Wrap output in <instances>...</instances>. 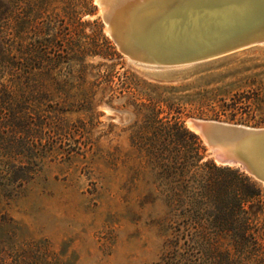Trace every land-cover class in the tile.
Returning a JSON list of instances; mask_svg holds the SVG:
<instances>
[{
  "label": "rangeland",
  "instance_id": "1",
  "mask_svg": "<svg viewBox=\"0 0 264 264\" xmlns=\"http://www.w3.org/2000/svg\"><path fill=\"white\" fill-rule=\"evenodd\" d=\"M138 1L110 0L117 26ZM47 9L32 23L35 51L48 53L46 59L54 49L37 42L40 29L51 24L65 36L72 24L66 37L75 52L101 44L102 26L120 57L71 61L74 52L58 51L62 63L35 71L48 127L39 147L44 158L33 180L11 198L0 197V220L7 222L0 246L46 238L72 264H155L165 252L161 225L171 211L160 170L132 143L148 132L146 110L135 104L162 111L161 117L177 116L189 130L190 119L264 129V43L186 67H155L119 51L96 0H52ZM228 243L220 239V248Z\"/></svg>",
  "mask_w": 264,
  "mask_h": 264
},
{
  "label": "trees",
  "instance_id": "2",
  "mask_svg": "<svg viewBox=\"0 0 264 264\" xmlns=\"http://www.w3.org/2000/svg\"><path fill=\"white\" fill-rule=\"evenodd\" d=\"M50 1L0 0V197L6 199L33 180L35 168L44 158L39 147L48 127L41 109L45 99L36 95L40 81L35 71L62 63L56 57L58 51L74 52L71 61L87 56L120 57L97 20L101 44L94 49L75 52V45L66 37L72 35V24L66 36L59 35L61 30L51 24L43 28L45 32L40 29L37 43L54 53L49 52L46 59L48 53L36 52L32 23L48 15ZM59 18L55 13L53 19ZM135 106L146 110L148 132L133 136L132 143L160 170L166 189L163 196L171 211L161 225L167 235L165 252L155 264H264L262 187L239 169L205 160L202 141L181 118L161 117L162 111L147 104ZM0 222V230H4L7 222ZM220 237L229 239L225 249L220 248ZM0 264L72 262L49 239L42 238L20 247L11 243L0 246Z\"/></svg>",
  "mask_w": 264,
  "mask_h": 264
},
{
  "label": "water",
  "instance_id": "3",
  "mask_svg": "<svg viewBox=\"0 0 264 264\" xmlns=\"http://www.w3.org/2000/svg\"><path fill=\"white\" fill-rule=\"evenodd\" d=\"M119 51L142 64L175 66L264 42V0H139L129 39L110 0H96ZM154 12V13H153ZM217 165L234 167L264 186V129L190 119Z\"/></svg>",
  "mask_w": 264,
  "mask_h": 264
},
{
  "label": "bare ground",
  "instance_id": "4",
  "mask_svg": "<svg viewBox=\"0 0 264 264\" xmlns=\"http://www.w3.org/2000/svg\"><path fill=\"white\" fill-rule=\"evenodd\" d=\"M114 1V0H112ZM117 1V0H116ZM112 3V2H110ZM119 3V1L117 2ZM138 2H134V3H131L132 6L129 5L128 7V10H127V14L124 16V20L122 22V24H120V26H118L120 29H122V32L124 33V35L129 39V34H130V28H129V21H131V18H132V9L133 7H135V5L137 4ZM115 4V2L113 3ZM112 5V4H111ZM114 6V5H113ZM118 7V6H117ZM154 13V12H153ZM118 14V13H117ZM122 14V13H121ZM119 16V14H118ZM118 18V17H117ZM257 36H260L261 38H264V32L262 33H259L256 35ZM264 43V42H262ZM236 51V50H235ZM234 52V51H233ZM232 53V52H230ZM228 53V54H230ZM227 55V54H226ZM221 57V56H220ZM215 59V58H213ZM212 59H209V60H204V61H199V62H194V63H191V64H184V65H175V66H159V65H153L155 67H163V68H178V67H186V66H190V65H193V64H196V63H201V62H205V61H210ZM188 126L191 130L195 131L197 133V130L195 129V127L190 123V121H188Z\"/></svg>",
  "mask_w": 264,
  "mask_h": 264
}]
</instances>
